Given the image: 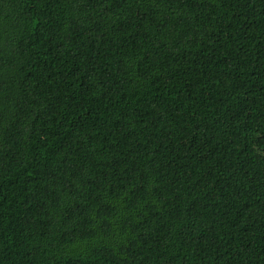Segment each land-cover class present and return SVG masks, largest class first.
Returning a JSON list of instances; mask_svg holds the SVG:
<instances>
[{"label": "trees", "instance_id": "obj_1", "mask_svg": "<svg viewBox=\"0 0 264 264\" xmlns=\"http://www.w3.org/2000/svg\"><path fill=\"white\" fill-rule=\"evenodd\" d=\"M0 264H264V0H0Z\"/></svg>", "mask_w": 264, "mask_h": 264}]
</instances>
